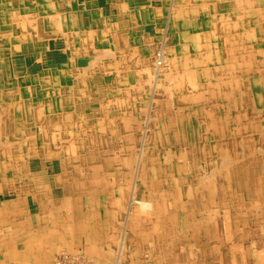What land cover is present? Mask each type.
Here are the masks:
<instances>
[{"label":"bare ground","instance_id":"obj_1","mask_svg":"<svg viewBox=\"0 0 264 264\" xmlns=\"http://www.w3.org/2000/svg\"><path fill=\"white\" fill-rule=\"evenodd\" d=\"M104 1L0 0V264H264V0Z\"/></svg>","mask_w":264,"mask_h":264},{"label":"crops","instance_id":"obj_2","mask_svg":"<svg viewBox=\"0 0 264 264\" xmlns=\"http://www.w3.org/2000/svg\"><path fill=\"white\" fill-rule=\"evenodd\" d=\"M134 1L135 0H105L101 4V6L103 7V11L108 12L110 16L115 18L117 16V13H118V7L121 6V5L122 6L125 5L126 8L130 9L131 11L142 10L141 8L134 7L136 5V2H134ZM249 1H251V0H243L242 2H249ZM141 2L143 4H145L143 2V0H141ZM193 4L198 6L200 4V2H197V3L193 2ZM190 5H191V3H190ZM200 7L201 6H199V8ZM206 16H207V12L204 11V10L199 9L195 19L196 20L199 19V21H200L203 18H206ZM60 20H61V24H63V21H65V19L62 17V15L60 16ZM123 20H124V18H123ZM152 20H154V18H152V17L149 18L148 23H151ZM171 20L172 19H169L168 23H170ZM191 20H192V18H191V15H190L189 18L187 19V21L190 22ZM124 22L127 23L126 20H124ZM161 27H162V25H160V27L156 25V28L158 30V34H157V36L155 38H151L150 37V33L148 31H146V29H145L146 27L144 25H142V23H138V25H135V26L134 25H130V27H129L130 31H131V33H133L136 36L137 43L140 46L139 50H137L136 53L140 52V54L143 55L145 50L153 52V51H155L157 49V47L159 46V43L161 42V38H164V37L167 36V33L164 35L163 33L160 32V28ZM199 30H200V33H211V29H209V26H206L204 24L199 26ZM62 31H63L62 29L57 30V31L54 32V35L52 34V32H44L43 33V34H45L44 37L49 38L48 36H51V37L54 36L57 39V42L55 44V48H56L55 51L58 53V55L61 54V56L63 54H66V53L63 51V49H61V48H64V47L62 45H60L58 43V41H63V40L64 41H68L69 38H70L69 36H71V35H68L67 33H63ZM185 35L189 36L190 33H186ZM86 44L88 45V42ZM184 44H185V46L187 48L188 46H187V42L186 41L182 42V45H184ZM70 45H71V43L68 44V48H70ZM88 48H90V47L88 46ZM97 48H101V47H97ZM189 50H191V48H189ZM98 51H99V53L103 54L102 51L101 52H100V50H98ZM62 60L64 61V59H62ZM62 64H65V62H63ZM72 64L76 65V61L72 62ZM96 87H97V89L99 91H103L104 82L103 81L98 82Z\"/></svg>","mask_w":264,"mask_h":264},{"label":"rangeland","instance_id":"obj_3","mask_svg":"<svg viewBox=\"0 0 264 264\" xmlns=\"http://www.w3.org/2000/svg\"><path fill=\"white\" fill-rule=\"evenodd\" d=\"M168 1V0H167ZM170 1V0H169ZM176 0H174L173 2H175ZM63 33H66V31H62ZM70 34V32H68ZM76 45L77 44H74V48H76ZM62 59L65 60V57H63ZM149 90V92H148ZM169 87L168 85H164L163 88H161L160 91H157L156 94H161L162 98L161 99H164L166 96H169ZM146 93L148 95V99L150 97V87L149 88H146ZM134 96V95H133ZM161 101V100H159ZM217 103V102H216ZM137 104H140L143 109L142 110H139L137 112V114L139 113L140 116L138 117V121L139 122H135V126H131V130L129 131L130 134H133L131 131L132 130H135V133H136V137L137 139L140 138V136L143 134V133H146V139L148 137H150L152 134L151 132L154 130V126H155V123L156 121H160L162 122V119L161 118H157L154 116V112L150 113L151 115H149L148 111H149V108H148V101H141V102H137ZM217 105L219 106L220 104L217 103ZM226 108V107H225ZM222 107V109H225ZM145 110V111H144ZM135 117V115H134ZM150 121V122H149ZM173 148H171L170 152L171 154H173ZM137 152V150H136ZM173 160H176V157L173 155ZM13 196L12 195H0V202H2L3 204H6L7 201H13ZM6 200V201H5ZM5 201V202H4ZM121 232V231H120ZM126 233L128 234V231H126ZM133 237L130 235V236H127L125 242H124V245H125V252H123L120 256V261H119V264H135V263H141V264H150L149 262H147V260H145V256H141L138 258V256L136 255L135 253V241H133ZM133 241V242H132ZM78 248H81L80 246H77ZM71 249L73 250V248L71 247ZM127 253V254H126Z\"/></svg>","mask_w":264,"mask_h":264}]
</instances>
